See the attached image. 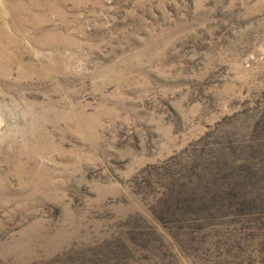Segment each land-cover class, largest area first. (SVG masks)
Instances as JSON below:
<instances>
[{
	"label": "rangeland",
	"instance_id": "374dc122",
	"mask_svg": "<svg viewBox=\"0 0 264 264\" xmlns=\"http://www.w3.org/2000/svg\"><path fill=\"white\" fill-rule=\"evenodd\" d=\"M0 264H264V0H0Z\"/></svg>",
	"mask_w": 264,
	"mask_h": 264
},
{
	"label": "clouds",
	"instance_id": "9594fccd",
	"mask_svg": "<svg viewBox=\"0 0 264 264\" xmlns=\"http://www.w3.org/2000/svg\"><path fill=\"white\" fill-rule=\"evenodd\" d=\"M0 123H2V122H0Z\"/></svg>",
	"mask_w": 264,
	"mask_h": 264
}]
</instances>
